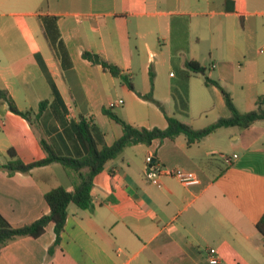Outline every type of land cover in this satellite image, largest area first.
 <instances>
[{"label":"crops","instance_id":"crops-1","mask_svg":"<svg viewBox=\"0 0 264 264\" xmlns=\"http://www.w3.org/2000/svg\"><path fill=\"white\" fill-rule=\"evenodd\" d=\"M226 1L176 0L163 11L159 0H0V88L10 92L21 111L37 112L41 102L53 103L36 59L40 54L68 109L64 121L93 118L109 146L123 134L103 111L116 100L124 104L113 112L133 126L166 129L168 115L203 129L230 116L217 87L204 83L198 120L191 98L199 75L189 81L187 116L177 111L173 85L159 95L154 80V99L163 112L137 95L148 94L151 84L142 91L136 80L142 74L150 78L164 61L162 52L152 51V38L180 54L176 63L172 52L169 57L179 72L190 61L207 70L196 48L208 41L210 50L227 52L211 62L208 77L217 76L240 112L252 111L264 97V0ZM60 41L67 58L58 49ZM258 45L262 49L254 55ZM86 51L116 65L136 92L84 59ZM176 77L170 74L171 80ZM211 107L217 110L214 119L208 118ZM36 125L0 102V157L5 160L0 164L9 160L11 149L24 163L44 159L42 138L61 139L71 153L79 151L61 135L63 127L51 107ZM149 155L157 167L193 173L199 183L185 185L164 173L159 185L153 184ZM77 181L76 173L68 174L58 163L14 176L0 169V213L14 227L32 223L50 213L47 192L60 186L72 192ZM92 199L90 210L69 206L52 255L53 223L38 239L24 237L6 245L0 264H211V256L219 264H264V240L257 229L264 216V120L248 129H219L192 146L181 135L128 147L95 177Z\"/></svg>","mask_w":264,"mask_h":264},{"label":"trees","instance_id":"trees-1","mask_svg":"<svg viewBox=\"0 0 264 264\" xmlns=\"http://www.w3.org/2000/svg\"><path fill=\"white\" fill-rule=\"evenodd\" d=\"M228 4H233V2L227 0L226 5ZM233 9L234 8H231L229 11H233ZM52 45L56 47L53 40ZM58 49L62 53V56L67 58V52L62 41L59 42ZM83 57L93 64L102 66L103 69L110 72L113 77L120 79L131 91L136 92L132 80L123 74L116 65L108 63L100 55L92 52H84ZM36 59L50 83L54 96L53 103L50 104L49 101L41 102L37 112L32 109L28 111H21L10 92L2 88H0V102L5 103L13 114L21 117L31 125L39 123L47 108L51 107L55 117L63 127L61 135L64 134L67 136L68 141H71V143L76 147L78 146L79 151L75 150L76 154L71 153L68 147L65 148L61 139L59 142L57 138L52 141L42 138L40 145L46 154L44 159L31 163H24L18 158L15 151L11 149L8 152L10 159L4 164H0V169L6 171L9 176H14L17 173L30 174L36 168L46 167L51 164L58 163L68 172V174L76 173L78 181L75 183L74 190L72 192H69L63 186L47 192L45 194V201L50 208V213L42 216L32 223L21 227H14L0 213V253L6 245L20 238H40L46 233L48 225L53 223L56 241L54 246L49 251L50 255H52L54 248L59 246L61 242V235L64 231L68 218L69 206L74 204L81 210H90L93 208L92 190L94 187L95 177L104 171L108 162L120 157L126 148L139 144L149 146L155 141H174L181 135L187 138L188 146H192L219 129L233 127L248 129L256 122L264 120V97H260L257 100L256 109L242 113L238 110L231 93L227 91L218 80H213L206 76L205 68L198 62L190 61L186 64L185 70L179 72V79L172 86V93L176 102L177 111L184 116L188 115L190 110L189 81L193 76L203 74L205 84L207 86L217 87L222 93L230 116L227 118H220L218 121L203 129H194L190 125L181 122L176 117L166 115L168 122L166 129H148L145 127L141 128L133 126L121 119L113 112V109L108 107L104 108V114L108 116L110 120L119 124L123 131L122 136L117 139L114 144L109 146L105 143L104 135L94 122L93 118H85L81 116L78 122L75 120L64 121V117L68 113V109L42 56L40 54H36ZM154 80L155 74L153 70H151L150 92L146 95H142L138 92L136 93L140 98L155 104L164 112L162 104L154 99ZM59 109H61V113H63V115L59 114L57 111ZM33 118L35 119V123ZM51 131L54 130L52 129ZM59 144L64 147V150L59 148ZM154 165L155 163L152 164L151 167ZM257 229L263 236L264 240V216L258 222Z\"/></svg>","mask_w":264,"mask_h":264},{"label":"rangeland","instance_id":"rangeland-1","mask_svg":"<svg viewBox=\"0 0 264 264\" xmlns=\"http://www.w3.org/2000/svg\"><path fill=\"white\" fill-rule=\"evenodd\" d=\"M160 3V9L163 11H167V9L171 8V6L176 5V0H159ZM176 21H174L175 24ZM152 51L154 53H158L161 55L162 52V56L164 58V61L157 67L158 68V72H156L155 70H153L154 74H155V83L157 81V92L159 95H163L165 94V92H167V87L171 84L174 85L177 80L179 79V69L177 68V65L175 64L176 61L178 59L176 58H180V54L176 55L175 53V49L174 47L171 48V46H169V44H167L168 46L164 47V42L162 40H158L156 37L152 38ZM262 46L258 45L253 54L256 55V52L258 50H261ZM198 54L200 55V57L205 58V61L202 62L206 67V75L210 76V74L212 73L209 65H211V62H213L214 60L217 62L218 59L216 57L218 56H222L227 54L226 50H210V46H209V42H204L201 43V45L196 48ZM172 54H174V62L170 61L169 57ZM210 53H212L213 58H210ZM164 54V55H163ZM156 61H159V57L157 56ZM154 67V66H153ZM158 73V76H157ZM170 74H173V76H177L176 79L171 80L170 79ZM199 78H195L194 79V84L195 86H197V91L195 92V94L192 96L191 101L194 107V114L196 115L195 118L196 119H200L199 113H200V91L204 88V83H205V78H203L204 76L202 74H200L198 76ZM213 79L217 80V76L214 74L213 76H211ZM136 84L138 89H142V91H144V88L146 86H150L151 82H150V78L145 77L142 74V79L140 80H136ZM189 104H190V97H189ZM115 111V108L113 109ZM212 110V113L208 114V118L209 119H214V117H216L217 115V110H215L213 107L210 108V112ZM143 114V113H142ZM205 118V116H203V119ZM33 121L35 123V119L33 118ZM36 125V123H35ZM37 126V125H36ZM7 159H10L9 156L7 155ZM0 161H5L4 158L0 157Z\"/></svg>","mask_w":264,"mask_h":264},{"label":"built area","instance_id":"built-area-1","mask_svg":"<svg viewBox=\"0 0 264 264\" xmlns=\"http://www.w3.org/2000/svg\"><path fill=\"white\" fill-rule=\"evenodd\" d=\"M123 104H124L123 100H116L109 104V108L114 109ZM226 161L230 162L228 158H226ZM146 163H147L149 179L151 180L153 184L159 185V177L164 173L178 178L185 185H194V184L199 183L197 177L193 173H185L182 170H173V171L170 170L169 171L165 168L157 167L156 164L153 167H151L152 164H154V159L152 155H149L146 158ZM210 263L219 264L220 262L216 257L211 256Z\"/></svg>","mask_w":264,"mask_h":264}]
</instances>
